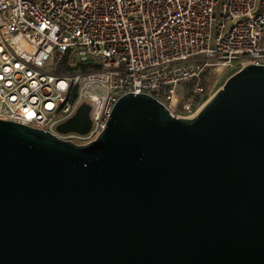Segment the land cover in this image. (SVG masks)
I'll use <instances>...</instances> for the list:
<instances>
[{"label":"water","instance_id":"water-1","mask_svg":"<svg viewBox=\"0 0 264 264\" xmlns=\"http://www.w3.org/2000/svg\"><path fill=\"white\" fill-rule=\"evenodd\" d=\"M0 264H264V66L191 119L126 94L87 145L0 120Z\"/></svg>","mask_w":264,"mask_h":264},{"label":"built area","instance_id":"built-area-1","mask_svg":"<svg viewBox=\"0 0 264 264\" xmlns=\"http://www.w3.org/2000/svg\"><path fill=\"white\" fill-rule=\"evenodd\" d=\"M250 64L264 66V0H0V120L79 146L126 94L191 119L212 74ZM84 104L88 132H59Z\"/></svg>","mask_w":264,"mask_h":264},{"label":"rangeland","instance_id":"rangeland-1","mask_svg":"<svg viewBox=\"0 0 264 264\" xmlns=\"http://www.w3.org/2000/svg\"><path fill=\"white\" fill-rule=\"evenodd\" d=\"M234 71L231 72H227L222 76H214V74H212L211 79L209 80V89H208V93H209V98H211L216 92L217 90H219L225 83V81L234 74ZM204 75H202L203 80L205 81V83L207 82V80L210 77V70L207 69L204 73Z\"/></svg>","mask_w":264,"mask_h":264},{"label":"trees","instance_id":"trees-1","mask_svg":"<svg viewBox=\"0 0 264 264\" xmlns=\"http://www.w3.org/2000/svg\"><path fill=\"white\" fill-rule=\"evenodd\" d=\"M86 69H89V68H86Z\"/></svg>","mask_w":264,"mask_h":264}]
</instances>
